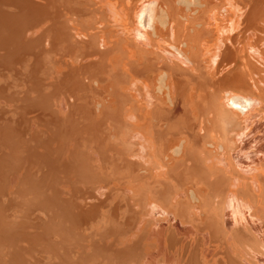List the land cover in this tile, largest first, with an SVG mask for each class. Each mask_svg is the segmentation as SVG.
I'll list each match as a JSON object with an SVG mask.
<instances>
[{"label": "bare ground", "instance_id": "6f19581e", "mask_svg": "<svg viewBox=\"0 0 264 264\" xmlns=\"http://www.w3.org/2000/svg\"><path fill=\"white\" fill-rule=\"evenodd\" d=\"M0 264H264V0H0Z\"/></svg>", "mask_w": 264, "mask_h": 264}]
</instances>
